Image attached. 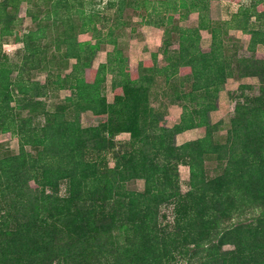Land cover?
Returning <instances> with one entry per match:
<instances>
[{"label":"trees","instance_id":"16d2710c","mask_svg":"<svg viewBox=\"0 0 264 264\" xmlns=\"http://www.w3.org/2000/svg\"><path fill=\"white\" fill-rule=\"evenodd\" d=\"M96 1H0V134L19 142L17 154H0V264H264V0H233L228 20L211 16L219 0H106L115 11L106 34ZM38 4L43 17L30 7ZM22 8L36 25L26 33ZM127 9L163 31L160 52L136 69L115 34ZM192 15L196 26L181 25ZM8 38L22 45L16 59L2 51ZM229 80L241 82L225 128L212 115ZM62 91L70 94L50 111ZM172 106L181 115L170 127ZM86 113L99 124L83 126ZM200 128L203 137L178 145ZM137 181L142 190L130 187Z\"/></svg>","mask_w":264,"mask_h":264},{"label":"rangeland","instance_id":"374dc122","mask_svg":"<svg viewBox=\"0 0 264 264\" xmlns=\"http://www.w3.org/2000/svg\"><path fill=\"white\" fill-rule=\"evenodd\" d=\"M1 1V0H0ZM37 0H33V2ZM156 1V0H153ZM99 0L96 1L95 8L100 10V21L96 23V26L103 31V33H107V27L114 25V9L108 10L107 9V1L101 0L98 4ZM32 11L37 12L39 17H43L46 11V7L43 4H38L36 7L35 5H30ZM239 5L234 2L233 0H219L215 1L211 4V16L213 19L216 20H226L231 17V15L237 11ZM141 15V16H139ZM146 12L140 11L134 12L132 9H127L121 20L128 23V26H123L121 29H117L115 34L119 38V42L121 43V48L124 51V54L129 58V63L132 69H136L137 65L144 60H148L151 58L152 53L160 52V47L162 45L163 40V31L161 29L155 28L153 26L141 24L142 19H146ZM19 17L22 20L21 26L19 27L23 33L31 29H35L36 25L33 23L32 19L26 14V9L22 8L19 12ZM109 20L108 23H104L106 20ZM103 21V22H102ZM103 24L104 27L103 28ZM181 25L191 27L197 25V16L192 15L188 21L183 22ZM136 29L135 32L132 33V29ZM236 36L242 39L243 42L247 43L249 36L242 34L241 32L236 33L233 32ZM79 40L81 41H92L91 35L82 34L79 36ZM210 35L207 32L202 33V48L204 51L209 50L210 47ZM177 47V44L173 46ZM22 49L21 44H17L13 41L12 38L5 39L2 44V51L11 59H16L18 52ZM113 49L111 46H104L103 50L98 53L95 61L94 67L97 68L101 63H105L107 61L108 53ZM247 54V53H246ZM257 56L260 59H264V47H259L257 49ZM161 58V57H160ZM73 62H71L72 64ZM160 65H163L160 62ZM46 74H36L35 78L42 83L46 80ZM241 81L236 80H229L225 90L220 94L219 98V110L218 112L212 115L213 121H218L223 118L225 122V128H227L230 118L232 117V102L229 98L230 92L236 90L239 86ZM247 83H252L254 85L258 84V81L249 79L246 81ZM112 77L108 75L107 77V84H106V95L108 101L111 103L113 102V93H112ZM255 93H258L256 90ZM70 93L68 91H62L59 93L58 97H50L47 100L48 108L50 111L55 110L56 105L65 97H67ZM181 110L179 107L173 106L169 108V115L167 116V123L168 126H173L179 120ZM101 120L95 118L92 114L86 113L82 115L81 122L82 125L87 126H95L98 125ZM225 131L222 132V135H225ZM202 134L201 131L197 132V134H187L184 136H179L177 138V143L182 144L186 142L188 139H194L198 135ZM129 140L128 134H121L116 138V142L123 144ZM10 151L14 154H17L19 151V142L16 137H11L9 134L1 135L0 134V154L4 151ZM108 162L110 166H113V155L112 153L108 154L107 156ZM215 168V164L212 165ZM212 169V168H211ZM214 175V173H211ZM180 176H181V188L183 192H186L189 188V170L187 167L180 166ZM132 189L142 190L144 187V183L142 181H137L130 185ZM66 184H62L61 186V195H65ZM166 213L171 214V210H165Z\"/></svg>","mask_w":264,"mask_h":264},{"label":"crops","instance_id":"0c3cea01","mask_svg":"<svg viewBox=\"0 0 264 264\" xmlns=\"http://www.w3.org/2000/svg\"><path fill=\"white\" fill-rule=\"evenodd\" d=\"M238 10V9H237ZM235 13V12H234ZM216 20V19H215ZM226 20H228V19H226ZM236 33H239V32H236ZM238 37V36H237ZM210 39H211V37H210ZM211 43V42H210ZM208 51V50H207ZM247 80H249V79H246V80H243L242 82H246ZM252 80H255V79H252ZM247 83V82H246ZM173 107V106H172ZM176 107H178V106H176ZM181 110V109H180ZM217 113V112H216ZM215 113V114H216ZM180 115H181V113H180ZM179 118H180V116H179ZM177 122H178V120H177ZM215 122V121H214ZM176 124V123H175ZM174 124V125H175ZM173 125V126H174ZM172 127V126H171ZM201 131V133L202 134H200V135H198L197 137H195L194 139H188L186 142H188V141H192V140H196V139H198V138H201V137H203L204 136V134H205V131H204V129L203 128H200V129H196V130H191V131H187V132H185V133H183V134H180V135H178L177 136V138L179 137V136H184V135H187V134H197V132H200ZM185 143V142H184ZM183 144V143H182ZM178 145H181V144H178ZM181 167H186V166H181ZM188 168V167H187ZM188 170H189V168H188Z\"/></svg>","mask_w":264,"mask_h":264}]
</instances>
